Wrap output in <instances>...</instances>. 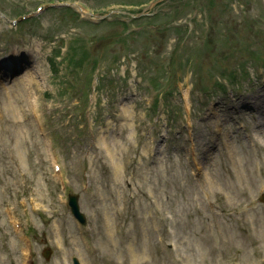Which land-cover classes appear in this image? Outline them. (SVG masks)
Returning a JSON list of instances; mask_svg holds the SVG:
<instances>
[{"label": "rangeland", "instance_id": "rangeland-1", "mask_svg": "<svg viewBox=\"0 0 264 264\" xmlns=\"http://www.w3.org/2000/svg\"><path fill=\"white\" fill-rule=\"evenodd\" d=\"M148 1L80 0L76 5L92 14H102L112 9L135 10ZM226 1L231 5L223 6ZM45 2L0 0V61L16 51H26L35 57L38 68L42 70L39 78L44 79L33 84V90L40 97L37 109L42 120L45 112L52 114L57 108L79 104L76 106L78 110L72 112L75 116L69 125L68 121L53 120L57 141L52 140L54 138L47 128L46 134L53 141L52 153L63 168L68 187L81 192L83 176L88 178L86 184L93 185L90 193L82 194L83 209L92 219L91 234L79 233L56 198V193H60L58 179L52 171L45 142L37 130L24 78H18L7 86L4 83H8V77L0 78V164L10 165L14 170V187L19 181L28 182L31 174L35 197H40L37 205L47 211L56 209L61 214V218L48 227L37 221L31 212L28 213V224H33L40 234V249L45 243L44 233H47L49 243L57 248L51 264H59L70 256L78 257L82 264H264V205L259 202V196L264 193V131L255 127L254 120L248 116L241 119V113L233 116L234 128L241 133L232 137L227 152L218 155L211 164L213 183L210 185L199 178V172L191 171L186 158H183V164L177 163L175 152L184 147L182 139H176L173 146L168 147L166 144L160 147L158 142L148 151L142 145L145 139L143 129L151 136L155 133L154 127L159 125L165 130L167 124V128L171 127L175 133L170 135L177 138L187 128V118L196 127L194 139L200 141L204 137L200 131L204 132L205 124L214 126L206 119L210 117L214 104L218 115L222 116L223 111L229 119L233 111L229 113L225 105L219 110L217 105L220 98H233L237 93L221 95L225 93L219 90L218 84L227 71L238 72L243 68L241 72L247 73V78L238 84L242 96L236 101L244 102L247 97L245 88L258 89L251 97L264 100V87L261 89L264 74L261 75L262 71L250 62L252 44L264 47V22L260 18L264 0H215L211 4H208L209 0L189 4L182 0H168L161 7L173 3L177 18H174L173 11L162 20L169 25L177 21L175 25L180 27L188 24L190 33L172 31L154 33V37L148 33L134 35L126 33L124 27L117 23L103 24L95 29L85 28L84 36L94 42L92 58L100 61V67L93 76L95 80L97 76L100 81L103 79V87L89 93V102L80 100L81 97L73 90L70 92L72 95L55 97L57 89L50 85L55 86V82L50 78L47 55L54 48L53 42L57 37L72 31L66 32L70 25L62 26L64 23L59 22L61 13L32 14L37 21L18 28L3 18L5 14L14 18L15 9L34 12ZM203 8L209 12L202 11ZM123 19L130 21L129 18ZM260 20L263 25L256 24ZM133 26L130 25L131 31ZM52 30H56L53 39L47 42L45 37H50ZM159 59L165 63L174 60L181 66L171 87L174 93L165 100L170 119L168 113L163 112L164 107L157 114L152 112V119L147 117L145 110L150 96L142 81V73L158 66ZM85 69L89 73L92 71L90 65ZM87 85L81 82L79 87L87 91ZM41 89L52 90L54 101L44 99ZM204 90H210L212 97L208 99L206 94L209 92ZM141 99L144 101L142 107L139 106ZM87 104L92 116L87 114L92 123H89L90 130L81 136L76 128L79 124L85 126L87 119L81 116L78 120V115H81L80 108ZM134 104L140 109L137 107L139 110L133 112ZM120 108L124 112L126 109L133 112L135 131L132 135ZM54 118L61 119L58 114ZM100 120L104 125H100ZM249 126L252 131L247 134L244 129ZM210 132L209 128L205 137ZM106 139L115 140L114 144L119 148H107ZM211 146L213 153L215 145ZM136 147L142 151L139 161L144 165L139 175L142 182H138L125 199L121 187L126 189L124 172L128 176L124 152ZM198 152L202 154L203 149H198ZM114 157L122 168V175L114 180L119 187L111 183ZM155 158L161 163L155 162ZM7 201L0 193V264H22L19 240L7 226L2 213ZM11 205L17 209L23 205L33 212L34 206L23 199L11 202ZM33 213L37 217V213ZM105 215L109 216L110 228L102 223L101 218ZM97 219L98 228L95 225Z\"/></svg>", "mask_w": 264, "mask_h": 264}, {"label": "bare ground", "instance_id": "bare-ground-1", "mask_svg": "<svg viewBox=\"0 0 264 264\" xmlns=\"http://www.w3.org/2000/svg\"><path fill=\"white\" fill-rule=\"evenodd\" d=\"M13 58H14V60H16V61L19 60V58L17 57V55L13 56ZM13 65H14V64H13ZM0 67H1V65H0ZM27 78H28V75H27ZM216 120L219 121V118H217ZM205 127H206V128H207V127L209 128V127H210V124H206ZM217 132H219V131H217ZM222 134L225 135V136H227V133H226V132H223V133L221 132L220 135H222Z\"/></svg>", "mask_w": 264, "mask_h": 264}]
</instances>
